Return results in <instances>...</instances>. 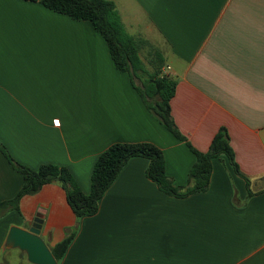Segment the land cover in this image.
Instances as JSON below:
<instances>
[{"label": "crops", "instance_id": "0c3cea01", "mask_svg": "<svg viewBox=\"0 0 264 264\" xmlns=\"http://www.w3.org/2000/svg\"><path fill=\"white\" fill-rule=\"evenodd\" d=\"M112 1L128 33L148 41L144 63L142 53L159 50L161 76L177 81L170 106L179 132L207 152L226 128L239 172L221 155L207 191L177 198L135 157L98 212L81 219L61 183L47 184L0 218V264H31L6 246L13 226L37 227L51 251L75 233L58 264H264V0ZM141 142L163 151L175 186L193 184L187 142L147 108L89 21L0 0V143L11 156L34 170L66 167L88 194L101 153ZM23 183L0 152V202Z\"/></svg>", "mask_w": 264, "mask_h": 264}, {"label": "trees", "instance_id": "16d2710c", "mask_svg": "<svg viewBox=\"0 0 264 264\" xmlns=\"http://www.w3.org/2000/svg\"><path fill=\"white\" fill-rule=\"evenodd\" d=\"M39 2L46 8L67 15L75 20L89 21L105 39L111 57L117 69L130 75L131 82L141 95L147 108L176 138L187 139L177 129L172 115L170 101L175 95L177 81L167 75L161 76L164 66L162 53L152 48L147 69L140 53L148 41L136 38L128 33L121 16L112 0H25ZM136 79L141 85H136ZM196 162L189 172L193 183L190 186H175L166 174V162L163 151L153 143H115L99 155L91 176V191L86 194L76 183L71 171L66 167L45 164L37 170L17 162L0 143V152L11 167L23 176V186L17 195L10 200L0 202V218L10 210L19 211V203L24 196L39 192L43 186L59 182L64 188L67 201L78 219L93 216L98 212L99 201L115 182L128 161L135 157L147 158L150 163L147 177L155 182L159 189L170 196L185 198L192 194L208 190L213 171V159L225 155L239 172L235 155L230 144L229 134L222 127L214 136L207 152L196 150L187 142ZM75 233L52 249L57 260H61L70 246Z\"/></svg>", "mask_w": 264, "mask_h": 264}, {"label": "water", "instance_id": "95a60500", "mask_svg": "<svg viewBox=\"0 0 264 264\" xmlns=\"http://www.w3.org/2000/svg\"><path fill=\"white\" fill-rule=\"evenodd\" d=\"M6 246L25 253L31 264H58L52 251L40 236V230L32 227L29 230L13 226L10 228Z\"/></svg>", "mask_w": 264, "mask_h": 264}, {"label": "rangeland", "instance_id": "374dc122", "mask_svg": "<svg viewBox=\"0 0 264 264\" xmlns=\"http://www.w3.org/2000/svg\"><path fill=\"white\" fill-rule=\"evenodd\" d=\"M148 49H150V47H149ZM152 50H153V49L151 48L149 52H152ZM142 57L144 58L145 62L148 64V62H149V57H148V54L146 55V51H145L144 53H142ZM148 65H149V64H148ZM135 81H136V83H137L138 85H141L139 79H136Z\"/></svg>", "mask_w": 264, "mask_h": 264}, {"label": "built area", "instance_id": "2783aa9c", "mask_svg": "<svg viewBox=\"0 0 264 264\" xmlns=\"http://www.w3.org/2000/svg\"><path fill=\"white\" fill-rule=\"evenodd\" d=\"M164 75V74H163Z\"/></svg>", "mask_w": 264, "mask_h": 264}]
</instances>
